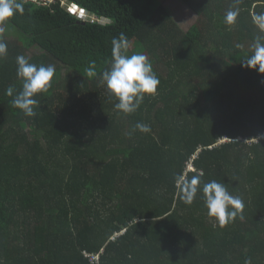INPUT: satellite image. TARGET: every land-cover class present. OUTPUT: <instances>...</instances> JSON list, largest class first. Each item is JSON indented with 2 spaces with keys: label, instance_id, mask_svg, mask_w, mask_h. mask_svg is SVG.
Returning <instances> with one entry per match:
<instances>
[{
  "label": "trees",
  "instance_id": "obj_1",
  "mask_svg": "<svg viewBox=\"0 0 264 264\" xmlns=\"http://www.w3.org/2000/svg\"><path fill=\"white\" fill-rule=\"evenodd\" d=\"M63 1L97 21L22 0L0 34V264H89L101 250L102 264H264V73L244 64L264 0H180L197 16L186 33L165 0ZM120 33L160 80L130 115L101 78ZM17 55L56 68L36 117L6 94L22 89ZM196 175L240 197L244 218L220 227L200 192L185 204L177 177Z\"/></svg>",
  "mask_w": 264,
  "mask_h": 264
},
{
  "label": "clouds",
  "instance_id": "obj_2",
  "mask_svg": "<svg viewBox=\"0 0 264 264\" xmlns=\"http://www.w3.org/2000/svg\"><path fill=\"white\" fill-rule=\"evenodd\" d=\"M25 11L22 0H0V34L4 33L10 25L12 18ZM239 15V9L229 10L225 15V23L233 25ZM258 27L264 32V14L254 18ZM130 41L120 33L119 37L112 40V59L110 67L101 74L102 81L106 84L110 96L118 102L114 107L125 115L135 113L144 102L146 96L155 97L160 84L159 77L153 69L148 58L140 53L128 54ZM8 53V45L0 36V58ZM17 77L22 80V89L13 94L9 87L6 94L12 97L11 104L20 109L27 117H36L39 100L36 98L47 93L51 88L53 77L56 74L54 65H39L30 63L23 55H17ZM245 66L260 73H264V36H257L254 55L245 63ZM95 61H91L85 69L88 77L97 75ZM141 132H149L150 127L138 123L135 126ZM177 180L184 185L182 192L183 202L191 205L197 198L198 192L202 193L204 205L209 218L218 221L220 227H225L234 222L237 217L243 219L244 202L238 196H233L223 183L216 180L203 183L199 175L185 179L182 176ZM245 264H251L246 260Z\"/></svg>",
  "mask_w": 264,
  "mask_h": 264
},
{
  "label": "rangeland",
  "instance_id": "obj_3",
  "mask_svg": "<svg viewBox=\"0 0 264 264\" xmlns=\"http://www.w3.org/2000/svg\"><path fill=\"white\" fill-rule=\"evenodd\" d=\"M164 7L169 11L172 19L178 25L182 32H188L191 28H193L194 24L197 21V16L193 11H191L188 7L183 4L180 0H165ZM8 37V38H7ZM7 41L11 40L13 37L12 34L8 32ZM33 51L39 52L37 49H32ZM31 54V53H30ZM64 72V76L70 77L71 74ZM228 141V139H223L219 143H224ZM124 232H122L123 234Z\"/></svg>",
  "mask_w": 264,
  "mask_h": 264
},
{
  "label": "built area",
  "instance_id": "obj_4",
  "mask_svg": "<svg viewBox=\"0 0 264 264\" xmlns=\"http://www.w3.org/2000/svg\"><path fill=\"white\" fill-rule=\"evenodd\" d=\"M28 2L36 3L38 6H46L47 4H53L56 2H61V5L63 8L67 9V11L74 17H76L78 20L84 22L85 20H89L90 22L97 21L96 17H88L85 12L79 10L78 8L74 6H67L66 3L63 0H26ZM102 24L105 23V21L101 22ZM188 171H193V167L190 165H187ZM115 239V238H114ZM105 251L101 250L99 253L95 254H89L84 253L85 259L88 260L89 264H102V256Z\"/></svg>",
  "mask_w": 264,
  "mask_h": 264
}]
</instances>
